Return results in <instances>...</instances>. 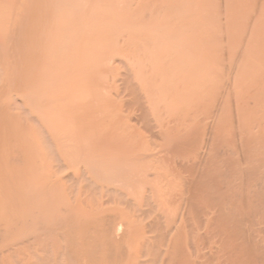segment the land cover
<instances>
[{"label":"bare ground","instance_id":"1","mask_svg":"<svg viewBox=\"0 0 264 264\" xmlns=\"http://www.w3.org/2000/svg\"><path fill=\"white\" fill-rule=\"evenodd\" d=\"M0 264H264V0H0Z\"/></svg>","mask_w":264,"mask_h":264}]
</instances>
